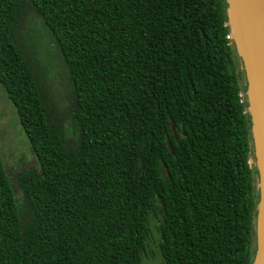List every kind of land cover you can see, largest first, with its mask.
<instances>
[{
    "label": "trees",
    "instance_id": "trees-1",
    "mask_svg": "<svg viewBox=\"0 0 264 264\" xmlns=\"http://www.w3.org/2000/svg\"><path fill=\"white\" fill-rule=\"evenodd\" d=\"M231 6L0 0V264H143L152 217L159 264L258 263L260 136Z\"/></svg>",
    "mask_w": 264,
    "mask_h": 264
},
{
    "label": "water",
    "instance_id": "water-1",
    "mask_svg": "<svg viewBox=\"0 0 264 264\" xmlns=\"http://www.w3.org/2000/svg\"><path fill=\"white\" fill-rule=\"evenodd\" d=\"M231 12L240 35L239 49L247 65L252 87L254 115L260 136L259 164L263 177V201L260 213V253L257 264H264V0H231ZM4 103L0 92V114Z\"/></svg>",
    "mask_w": 264,
    "mask_h": 264
},
{
    "label": "rangeland",
    "instance_id": "rangeland-1",
    "mask_svg": "<svg viewBox=\"0 0 264 264\" xmlns=\"http://www.w3.org/2000/svg\"><path fill=\"white\" fill-rule=\"evenodd\" d=\"M230 16V25L232 27L231 38L235 41V43L240 46V35L238 33V29H236V22L232 17L231 12H229ZM247 85V84H246ZM11 114L4 113V109L0 114V130L8 129L11 126ZM6 148L4 150L6 161L9 166L16 168L18 160L22 156H27L26 154V142L23 139L21 133L13 132L9 139L7 138L5 141ZM157 219L156 217H152L150 220V227L152 229V239L149 243L147 254L143 258V264H159L161 261L160 253H159V234L157 231Z\"/></svg>",
    "mask_w": 264,
    "mask_h": 264
},
{
    "label": "bare ground",
    "instance_id": "bare-ground-1",
    "mask_svg": "<svg viewBox=\"0 0 264 264\" xmlns=\"http://www.w3.org/2000/svg\"><path fill=\"white\" fill-rule=\"evenodd\" d=\"M262 124H263V134H264V112H262ZM256 132H258V131H256ZM259 135V134H258ZM259 137V136H258ZM257 137V138H258ZM258 140H259V138H258ZM259 144H260V142H259Z\"/></svg>",
    "mask_w": 264,
    "mask_h": 264
}]
</instances>
